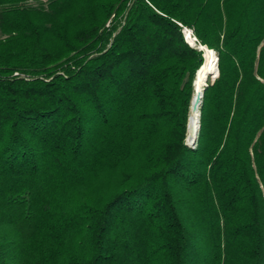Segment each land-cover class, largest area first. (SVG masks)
<instances>
[{
  "label": "trees",
  "instance_id": "obj_1",
  "mask_svg": "<svg viewBox=\"0 0 264 264\" xmlns=\"http://www.w3.org/2000/svg\"><path fill=\"white\" fill-rule=\"evenodd\" d=\"M0 264H264V0H0Z\"/></svg>",
  "mask_w": 264,
  "mask_h": 264
},
{
  "label": "bare ground",
  "instance_id": "obj_2",
  "mask_svg": "<svg viewBox=\"0 0 264 264\" xmlns=\"http://www.w3.org/2000/svg\"><path fill=\"white\" fill-rule=\"evenodd\" d=\"M186 37L188 42L195 46L197 39L190 31H186ZM202 51L205 53V63L200 68L194 83V96L200 95L204 88L207 86V81L210 74L215 73L218 70V66L216 64L217 54H215L212 50H208L206 47H202ZM199 120L200 114L197 111H192L190 113V122L188 129V139L189 141L193 140L198 136L199 131Z\"/></svg>",
  "mask_w": 264,
  "mask_h": 264
},
{
  "label": "water",
  "instance_id": "obj_3",
  "mask_svg": "<svg viewBox=\"0 0 264 264\" xmlns=\"http://www.w3.org/2000/svg\"><path fill=\"white\" fill-rule=\"evenodd\" d=\"M188 43V41H187ZM192 46V45H191ZM193 47V46H192ZM202 47L203 46H200L199 47V50L202 51ZM214 52V51H213ZM215 53V52H214ZM216 54V53H215ZM216 64L218 66V57H217V61H216ZM199 72V71H198ZM198 74V73H197ZM218 79H219V69H218ZM208 86H206L204 88V91L200 94V95H197V96H194L193 97V100H192V104H191V110H190V113L192 111H197L199 114H200V120H201V108H202V104H203V100H204V93L206 91V88ZM200 120H199V125H200ZM189 122H190V118H189ZM188 129H189V123H188ZM199 132H200V127H199V131H198V136L196 138H194L193 140L189 141V139H187V142H186V145L190 148L199 138Z\"/></svg>",
  "mask_w": 264,
  "mask_h": 264
},
{
  "label": "rangeland",
  "instance_id": "obj_4",
  "mask_svg": "<svg viewBox=\"0 0 264 264\" xmlns=\"http://www.w3.org/2000/svg\"><path fill=\"white\" fill-rule=\"evenodd\" d=\"M187 30H189V29H187ZM190 32H192V34L194 35V32L192 31V30H189ZM185 35V34H184ZM185 38H186V41H188V39H187V37H186V35H185ZM188 44L191 46V44L188 42ZM197 42H196V45L195 46H193V47H197ZM200 47V46H199ZM216 53V52H215ZM204 57H205V55H204ZM218 57V56H217ZM217 74H218V70L215 72V73H213V74H210V76H209V78H208V81H207V86L210 84V85H214L213 83H211L210 81L214 78V77H216L217 76Z\"/></svg>",
  "mask_w": 264,
  "mask_h": 264
},
{
  "label": "built area",
  "instance_id": "obj_5",
  "mask_svg": "<svg viewBox=\"0 0 264 264\" xmlns=\"http://www.w3.org/2000/svg\"><path fill=\"white\" fill-rule=\"evenodd\" d=\"M186 31H189L187 29L184 30V34L186 35ZM15 76H19L18 73L15 74ZM187 142V141H186ZM198 146V140L190 147L191 149H196Z\"/></svg>",
  "mask_w": 264,
  "mask_h": 264
}]
</instances>
